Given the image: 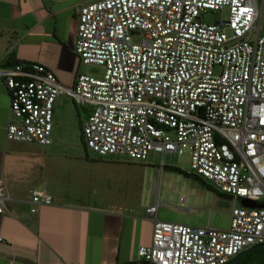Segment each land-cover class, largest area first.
<instances>
[{"label": "built area", "instance_id": "built-area-1", "mask_svg": "<svg viewBox=\"0 0 264 264\" xmlns=\"http://www.w3.org/2000/svg\"><path fill=\"white\" fill-rule=\"evenodd\" d=\"M228 10L206 24L207 12ZM255 0H83L74 53L98 78L78 75L71 87L38 64L0 68L9 99L7 141L52 144L60 97L92 106L81 129L98 158L145 163L150 154L188 151L192 175L231 198L229 228L159 221L161 201L146 209L147 264H230L264 245V33ZM9 194L0 180V218ZM32 192L30 212L51 206ZM181 208L183 199H181ZM1 241V238H0Z\"/></svg>", "mask_w": 264, "mask_h": 264}, {"label": "crops", "instance_id": "crops-1", "mask_svg": "<svg viewBox=\"0 0 264 264\" xmlns=\"http://www.w3.org/2000/svg\"><path fill=\"white\" fill-rule=\"evenodd\" d=\"M82 1L0 0V64L13 55L50 70L63 86H73L83 66L73 50ZM61 98L67 97L54 106L51 145L10 142L5 137L10 99L0 81V180L10 198L0 218V264H147L137 252L151 243L146 209L156 199L142 207L136 181L119 176L113 160L84 147V156L73 157L54 144L62 136L56 116ZM32 192L48 194L52 205L32 214ZM152 194L156 196L155 184ZM179 204L176 209L183 214H201L186 198ZM172 221L185 224L178 215L164 222ZM201 224L211 227L210 220Z\"/></svg>", "mask_w": 264, "mask_h": 264}, {"label": "rangeland", "instance_id": "rangeland-1", "mask_svg": "<svg viewBox=\"0 0 264 264\" xmlns=\"http://www.w3.org/2000/svg\"><path fill=\"white\" fill-rule=\"evenodd\" d=\"M255 2L259 9L262 8L260 30L264 33V0H255ZM227 19L228 10L220 13L211 11L204 15L203 21L206 24H212ZM80 72L81 75L98 78L102 75L103 69L93 65L82 66ZM59 104L60 106L56 109V116L62 130V136L54 144L60 148H67L73 157H76L78 153L84 156L85 152L81 140L82 123L79 125L78 120L82 122L87 120V116L92 113L93 107L75 105L69 98H61ZM107 159L113 160V164L118 165L115 169L118 170L119 176L122 175L121 177L136 181L138 186L134 191L137 199L141 200L142 207H148L156 199V196L152 194V188L155 184V190L158 191L159 200L162 202L157 213L159 221L164 222L166 218L178 215L180 220L185 221L184 225L194 227H203V224L200 225V221H206L205 225H207L209 220L211 221L210 226L215 229L230 224L233 203L230 199L218 194L208 182L203 181L205 184L203 186L200 180L192 175L188 151L182 155L167 154L163 157L153 153L149 155L145 163L120 161L116 158ZM164 167L178 168L190 177L171 172ZM140 188L142 192H140ZM181 197L186 198L189 203H195V207L201 209V214L191 216L177 210ZM169 223L177 224L178 222Z\"/></svg>", "mask_w": 264, "mask_h": 264}, {"label": "trees", "instance_id": "trees-1", "mask_svg": "<svg viewBox=\"0 0 264 264\" xmlns=\"http://www.w3.org/2000/svg\"><path fill=\"white\" fill-rule=\"evenodd\" d=\"M24 64H27V63L19 62L15 59V57L13 55H10L4 63L0 64V68H11V67H15L16 65H24ZM83 147H84V145H83ZM164 168H167V170L174 172V173H177V174H180V175H183L185 177H190V175L182 172L178 168H175V167H164ZM195 178H197V177H195ZM197 179L200 180V182L202 183L203 186H205L203 180H201L199 178H197ZM239 264H264V247L258 249L257 251H255L252 254L244 255L241 258Z\"/></svg>", "mask_w": 264, "mask_h": 264}, {"label": "water", "instance_id": "water-1", "mask_svg": "<svg viewBox=\"0 0 264 264\" xmlns=\"http://www.w3.org/2000/svg\"><path fill=\"white\" fill-rule=\"evenodd\" d=\"M242 205H244L245 207H248V208H251V209H255V208H264V204L262 205H256L255 203L253 202H249V201H245L243 200L242 202ZM260 247H264V245H260V246H256V247H253L245 252H242L241 254H239L234 260L232 263L230 264H239L240 263V257L244 254H247V253H251L253 251H255L257 248H260Z\"/></svg>", "mask_w": 264, "mask_h": 264}, {"label": "flooded vegetation", "instance_id": "flooded-vegetation-1", "mask_svg": "<svg viewBox=\"0 0 264 264\" xmlns=\"http://www.w3.org/2000/svg\"><path fill=\"white\" fill-rule=\"evenodd\" d=\"M260 248H262V247H260ZM260 248H257L255 251H257V250L260 249ZM255 251H253V252H251V253H247V254H252V253H254ZM247 254H244V255H247ZM244 255H242V256L240 257V260H241V258H242Z\"/></svg>", "mask_w": 264, "mask_h": 264}]
</instances>
